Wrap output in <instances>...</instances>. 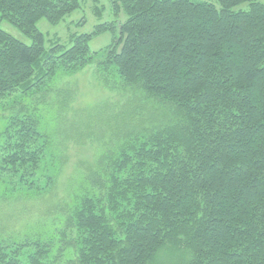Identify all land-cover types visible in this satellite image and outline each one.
<instances>
[{"label": "trees", "instance_id": "trees-1", "mask_svg": "<svg viewBox=\"0 0 264 264\" xmlns=\"http://www.w3.org/2000/svg\"><path fill=\"white\" fill-rule=\"evenodd\" d=\"M79 4L0 0V23L31 40L0 27V184L54 190L66 138L41 127L40 105L59 71L94 63L124 101L54 235L0 232V264H264V2L112 0L124 21L44 48L37 21ZM104 32L96 55L88 43ZM73 90L56 95L58 121Z\"/></svg>", "mask_w": 264, "mask_h": 264}, {"label": "rangeland", "instance_id": "rangeland-1", "mask_svg": "<svg viewBox=\"0 0 264 264\" xmlns=\"http://www.w3.org/2000/svg\"><path fill=\"white\" fill-rule=\"evenodd\" d=\"M79 1V7L69 12L57 24H50L44 18L37 21L36 25L45 36L44 48L48 50L54 44L69 48L72 35L90 33L95 25L105 21L122 22L126 19L123 12L117 14L113 11L112 0ZM257 1L264 2V0ZM248 6V3L244 2L240 3L236 9H247ZM0 27L23 43L31 42L29 37L24 36L6 20H2ZM110 40L111 34L104 32L94 35L88 46L92 52L95 51L96 55H99ZM95 74L94 63L70 75L58 72L52 90L46 95L45 105H40L42 109L40 116H42L41 127L44 130L51 134L54 129L57 139L66 138L64 148L63 146L60 148L66 153L65 163L56 178L53 191L39 193L34 189L31 191L21 189V193L17 194L18 191L0 184V232L3 233L1 235H12L18 240L53 236L62 219L60 209L71 200L70 196L73 193H80L88 164L93 162L98 153L101 142L99 132L106 129L105 118L111 111L119 114L124 103L116 93L104 90ZM71 86L74 89L71 106L65 111L63 120L58 121L56 95L59 96L61 90ZM2 127L3 121L0 120V130ZM74 127L82 133L81 140L72 137L74 134L71 132L76 130L68 132ZM67 133L71 136L69 137ZM56 144L59 147V143L56 142ZM58 262L66 264L65 257Z\"/></svg>", "mask_w": 264, "mask_h": 264}]
</instances>
